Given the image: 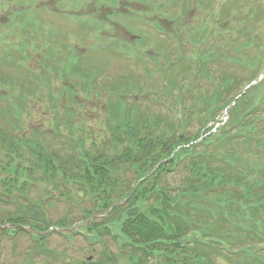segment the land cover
<instances>
[{
    "label": "rangeland",
    "instance_id": "374dc122",
    "mask_svg": "<svg viewBox=\"0 0 264 264\" xmlns=\"http://www.w3.org/2000/svg\"><path fill=\"white\" fill-rule=\"evenodd\" d=\"M191 1H195L197 4V13L193 15L192 19H196L201 13V15H204V22L212 27L213 41H210L212 47L201 45L200 47L198 46L196 51L191 49L192 43L196 40L200 42L202 37H194L187 32V27L185 28L188 22L186 20L187 16L183 20L176 22L173 20L172 14L175 10L172 13L170 9L162 11L161 17L159 16L158 18H161L162 26L175 31L171 36L176 37L174 39L175 42L180 43L181 52L185 54L182 62L190 64L187 63V60L194 56L189 57V55L192 51L199 52L198 56L195 55L199 59V64L193 63L192 69L190 67L182 71L181 78L176 80L175 89L171 92L168 88L160 86L161 78H163L162 72L166 69V65H162L159 70L158 65L152 67L149 63L144 64L148 59L156 63L157 49L149 54L150 58L140 61L138 64L121 61L95 50L96 47H93L90 45V41H87L89 34L84 30L77 31L79 38H76L79 39V45L74 49H70L68 46L72 42L73 37L69 38L68 36L73 35L72 26L85 22H70L68 26L64 23L68 20L70 14L77 12V8L69 0H44L40 8H49L47 13H36L28 5L24 7L19 5L13 9L14 0H0V7L3 6L2 8H4L5 5L6 8L11 7L8 12L5 10L0 12L2 20V23H0V40L5 37L12 44L18 41L16 37L22 38V42L19 45L15 46L13 44L12 47L0 51V95L3 93L1 97L5 99V101L0 102V114L6 113L0 118V120L4 119L3 124L0 123V127L5 130L8 128L12 132L17 133L22 139L45 146L49 145L56 148L61 141L66 140L65 136H68L76 142H80L78 139L84 140V144L88 147H92L91 145L95 144L98 148L101 147L103 149L104 145H110L115 150V153L121 152L123 147L114 142L113 134L108 131V119L113 113L111 112V107L107 105V100L101 96L104 95V92L99 93L97 91L98 96L93 93L94 86L98 85L99 88H103L111 85L117 86L119 89L124 83L133 86L132 81L134 79L137 82L133 86L134 88L131 89L129 99H133L137 103L136 107L138 110L136 114L138 112L149 113L150 116L153 113L154 116H158L161 119L169 116L168 121L172 122L173 125L179 124L178 113L175 110L178 91L185 83L190 84V93L181 103L184 105V116H186L188 124L186 129L193 134L198 126L207 123V119L199 115L197 111L203 109L200 111L202 113L207 106L213 105L209 111L214 112L239 87L240 81H246L261 71L264 58L261 57L258 48L264 43V30H261L259 33L260 37H257V39L252 35L249 36L251 32L249 27L256 30L259 24L256 21L257 19L249 18L246 13L253 14L255 11L260 10L261 13L258 18L262 16L261 18L264 19V2H261L263 6L260 5V7L254 8L249 6V0H239L241 6L239 18H231V20H223L218 23L219 17L214 16V13L218 11L216 9L221 4L226 2L225 0H216L215 11H210L215 0ZM175 2L176 0H168L166 5L171 6ZM198 9L200 10L199 13ZM23 11H26L24 15L21 13ZM33 22L34 24H32ZM8 24L11 26L20 24V26L8 29ZM201 28L197 27V32ZM223 29L232 30L231 35L226 38L225 42L223 40L225 39L223 37ZM242 30H246L247 35L241 37V34L244 35ZM12 31L14 33L11 36L10 33ZM234 31L236 33H233ZM124 32L120 34L122 36L121 41H125L124 38L126 36H132L131 33H127L129 28ZM148 35L153 38V34L150 35L148 33ZM196 36L198 35L196 34ZM154 39L158 43L169 42L175 47V42L168 37L160 36L158 38L154 37ZM246 39L250 40L249 43ZM245 40L247 41L245 43L246 46L243 45ZM216 47L218 50L213 49ZM175 56V52L170 55L172 60L175 59ZM244 56L250 57L246 63H243L245 61L243 60ZM86 62L90 73L96 75L95 79L87 77V86L86 78L83 76L73 78L72 74L87 68ZM237 63L241 65H237ZM182 66V64L179 65L180 68ZM153 72H156L157 76L151 77ZM226 76L229 82H233L231 86L227 87L225 85L223 79L225 80ZM232 76L234 78H231ZM89 80H92L94 85H89ZM84 88L86 89L85 92L83 91ZM73 93L78 97L72 96ZM216 93L219 96L221 95V97L216 98ZM106 96L107 99L110 96L112 97V95ZM213 99L214 101L220 99V103L209 104V101H213ZM195 101L196 105L192 107ZM113 102H115V99ZM129 103L133 102L130 101ZM63 104L71 109L63 107ZM57 106L58 108L55 109ZM132 109L133 104L129 108H125L127 116ZM67 110L69 111L68 113ZM224 114L221 113V117ZM135 117L136 115L133 118ZM233 122L239 125L237 117L233 119ZM162 125H165V123H162ZM249 127H252L251 124L249 126L246 123L241 125L242 129L248 128L247 131H251ZM178 130L177 135L181 133L179 127ZM260 133H264V127L253 128L252 134L257 135ZM232 136L235 137L238 134L234 132L229 137ZM242 145L239 141H233L232 144L228 145V150L215 151V156L223 155L224 157L229 154L230 150ZM166 148L162 146L163 151H166ZM252 151L251 149L247 152L250 159H255L260 155L258 149L254 151L255 153H252ZM261 160L263 165L264 157ZM224 163L226 164V161ZM152 164L156 169L157 165ZM176 173L178 172H170L166 181L163 182L166 187L168 186L172 190L173 196L179 193L176 187L180 184L178 182L181 175H176ZM122 177L127 179L129 186H133L132 184L136 180L129 171L122 174ZM38 185L40 187V183ZM43 188L44 185L41 189ZM70 189L71 195L64 193L68 192L67 190H62L63 196L61 192L56 194L53 193V188L49 189L52 195H56V197L53 196L54 198L61 199L62 196L65 199L55 203L57 205L50 211L51 218L54 221L57 220V223L62 219L70 220L66 225L67 227H72L77 223H84L89 215L84 219L82 213H89L93 205H97L94 201L95 196L93 197L88 192L78 191L73 187H70ZM228 189L234 190V188ZM240 191L237 189L238 196L242 197ZM211 194L213 193L211 192ZM121 196L122 194L117 196V200ZM117 200L112 198L110 201L117 203ZM45 203L47 202L45 201ZM0 211H2V208H0ZM111 212L112 210L97 212L89 225L84 223L71 232H65L63 236L53 235L48 240L50 241V244L47 245L49 250L46 251V245L40 250L36 248V244L27 236L16 238L17 246L15 247L11 241L4 240L2 242L3 255L0 258V264L3 262L5 264H65V262H67L66 264H87L90 263L87 262V258L90 256H94L96 260L93 262H96L104 251L101 243L109 241V238L97 242L89 239L85 234L94 224L102 221L106 222ZM101 215L105 220L99 217ZM223 225L225 227L223 231L227 234L228 229L226 230L225 222ZM114 233L117 236L121 235L118 228H115ZM72 235H75L73 237L74 243L69 245L66 237ZM231 245L234 248H238L244 244ZM108 246L110 249L106 250L105 259L114 264H119L116 261L117 255L119 256L118 247L112 241L108 243ZM239 259V264H258L247 256ZM232 262L234 261L222 260L218 264H232Z\"/></svg>",
    "mask_w": 264,
    "mask_h": 264
},
{
    "label": "trees",
    "instance_id": "16d2710c",
    "mask_svg": "<svg viewBox=\"0 0 264 264\" xmlns=\"http://www.w3.org/2000/svg\"><path fill=\"white\" fill-rule=\"evenodd\" d=\"M72 74L73 78L78 77V72ZM173 79L171 76V92L175 89ZM232 84L233 82L227 81L225 85L228 87ZM131 89L130 85L125 84L119 89L113 86V96L106 98V103L113 112L108 119V131L113 134L114 142L123 147L121 152L115 153L110 145H104L103 149L95 144L88 147L84 140L78 139L80 142H76L68 136L54 149L37 142H32L33 145L27 147L8 128L5 130L0 127V224H21L31 227L37 233H46L50 227H67L70 220L62 219L57 223L49 216L55 207L54 203L65 200L62 197L65 192L62 190H67L71 195L70 187H73L95 196L97 205H93L96 210L93 213L106 211L130 197L124 207L112 210L106 222H98L88 231L89 236L93 232L96 238L107 235L118 237L128 264H136L137 256L143 257L140 264H147L148 259L153 256H160L169 264H197L196 260L200 262L203 255H207L205 248L196 240L191 246L183 247L182 243L186 241L185 232L198 228V224H201L200 230L204 238L221 240L230 245L250 243L258 247L264 244V164L262 165L261 160L264 157V133L252 134L253 128L264 127V123L255 119L258 116L255 115L258 92L254 90L247 93L233 111L242 113V123L253 127H249L251 131H247L248 128L240 131L239 135L245 132L246 136L229 137L232 134L229 132L208 157L196 153L194 158H190L191 153L188 151L191 149L181 148L169 160L177 148L184 147L187 143L182 132L177 135L178 127L186 128L188 125L186 116H182L179 124L173 125L168 121L169 116L161 119L153 113L150 116L149 113L136 114V103H133V109L127 116L125 108H129L131 103L128 102H132L129 99ZM1 95L0 102H3L5 99ZM215 97L220 98L221 95L216 93ZM215 103H220V99L209 101V104ZM211 107L213 105L207 106L202 113L200 111L203 109L197 113L206 119L207 116L215 117L217 112H210ZM3 115L6 113L0 114V118ZM3 122L4 119L0 120V123ZM233 141H239L243 145L230 150L224 157L215 156V151L228 150V145ZM162 146L167 147L166 151L162 150ZM251 149L252 153L258 149L260 156L250 159L247 152ZM165 160L167 162L154 175L135 189L155 169L152 163L158 165ZM209 165L217 172L209 170L212 175L206 174ZM178 167L181 170L179 172L183 173L180 176L182 181L177 187L179 193L173 196L172 190L163 182L166 181L167 174ZM127 171L136 179L133 186H129L127 179L122 177ZM220 172L223 173L222 178L216 177ZM205 176H209L210 182ZM43 185L44 188L41 189ZM50 188H53V193L61 192V199L54 198L56 195H52ZM237 189L241 190L242 197L238 196ZM120 194L122 196L117 200ZM112 198L117 203L111 202ZM194 211H199L201 215L197 221L190 222ZM4 217L6 220L1 221ZM224 222L227 234L223 231ZM115 228L120 230V236L114 233ZM18 232L26 235L22 231ZM122 233L124 238L121 241ZM35 239L41 240L40 237ZM42 244L43 242H39L37 248L40 249ZM214 245L217 244L209 246V252H220V245ZM228 258L230 262L234 261L232 264L240 262V257ZM249 258L254 263L264 264V252L249 255Z\"/></svg>",
    "mask_w": 264,
    "mask_h": 264
}]
</instances>
